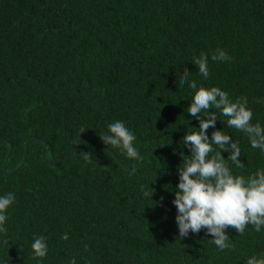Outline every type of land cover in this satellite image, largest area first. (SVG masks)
<instances>
[{"label": "trees", "instance_id": "16d2710c", "mask_svg": "<svg viewBox=\"0 0 264 264\" xmlns=\"http://www.w3.org/2000/svg\"><path fill=\"white\" fill-rule=\"evenodd\" d=\"M216 49L230 60L212 61ZM201 53L207 80L191 63ZM184 67L198 87L246 97L264 126V0H0V195L15 194L0 264H245L264 253L251 225L226 229L224 251L204 229L178 238L171 190L190 154L182 138L198 131ZM117 120L141 160L101 141ZM219 129L241 148L242 169L227 161L235 174L264 169L244 133ZM34 234L46 237L42 260Z\"/></svg>", "mask_w": 264, "mask_h": 264}, {"label": "clouds", "instance_id": "9594fccd", "mask_svg": "<svg viewBox=\"0 0 264 264\" xmlns=\"http://www.w3.org/2000/svg\"><path fill=\"white\" fill-rule=\"evenodd\" d=\"M212 61H228L230 57L224 49H216L211 55ZM209 56L201 53L191 61L196 66L200 76L209 78ZM190 71L183 68L179 76L181 85L187 84L192 90L187 113L191 119L198 121V131L187 132L183 136V147L189 150L185 155L183 166L178 167L179 182L173 191L177 215L179 239L188 237L190 233H199L204 229L212 237L209 242L218 250L224 251L231 247V241L226 232L234 228L240 235L251 225L257 233L264 231V169L258 168L249 176L237 175L229 167L230 161L236 169H242L241 148L222 129L216 130L218 120L228 128L244 133L249 145L259 149L264 154V126L259 122L253 124V111L248 107L246 97L229 98V94L219 87H204L191 80ZM260 102L259 100L257 101ZM215 109V111H212ZM225 119L218 118V114ZM204 117V118H202ZM213 129L211 138L208 130ZM83 133V132H82ZM101 141L108 148H117L127 157L142 159L139 150L134 145L136 136L126 126L124 121H113L100 132ZM222 152L228 153L225 158ZM15 202L12 192L0 195V233H5L6 222L9 219L8 209ZM67 239V235L63 236ZM33 258L43 259L48 254L46 237L33 235L30 245ZM70 264H76L75 260ZM245 264H264V253L249 256Z\"/></svg>", "mask_w": 264, "mask_h": 264}, {"label": "water", "instance_id": "95a60500", "mask_svg": "<svg viewBox=\"0 0 264 264\" xmlns=\"http://www.w3.org/2000/svg\"><path fill=\"white\" fill-rule=\"evenodd\" d=\"M31 141H34V142H37V143H42V141L39 140V139H32ZM47 146H48V145L45 144V146H44V148H43V154H42V156H43L44 160L48 162V160L46 159V149H47ZM12 150H13V147H11V149H10V151H9V153H8V156H7V158H6V162H5L4 167H3V171H4V174H5L6 176H11V175L13 174V172H10V173L7 172V163H8V161H9L10 156H11ZM85 155H86V154H82L81 156H85ZM87 155H89V154H87ZM27 157H28V150H26L25 157H24V160H23V162H22V164H21V167H23V166L26 164ZM74 157L77 158V157H79V155H76V156H74ZM58 163H59V162H49V165H50L51 167H54V166H56ZM172 175H173V173H169V174H161V175H158V176H172Z\"/></svg>", "mask_w": 264, "mask_h": 264}]
</instances>
